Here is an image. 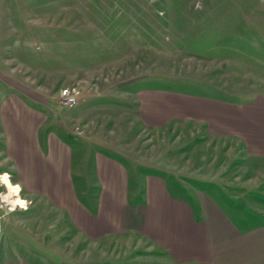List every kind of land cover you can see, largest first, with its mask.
Returning a JSON list of instances; mask_svg holds the SVG:
<instances>
[{
	"label": "rangeland",
	"instance_id": "374dc122",
	"mask_svg": "<svg viewBox=\"0 0 264 264\" xmlns=\"http://www.w3.org/2000/svg\"><path fill=\"white\" fill-rule=\"evenodd\" d=\"M263 21L264 0H0V112L4 101L18 95L49 113L51 121H62L76 145V138L90 136L96 119L79 122L78 112L111 110L114 121L96 143H85L84 152L94 147L107 151L106 142L119 141L124 155L118 157L130 169L131 184L135 165L139 173L162 174L186 189V196L205 183L225 189L244 185L246 193H253L257 173L241 165L236 151L231 155L232 139L211 136L182 101L192 103L201 91L241 99L248 90H258L252 71L242 67L251 65L241 59L246 38L237 34L259 24L264 29ZM67 86L78 91L71 109L59 100ZM24 88L42 97L46 108L25 98ZM142 93L150 96L147 102L155 111L149 125L139 114L126 116L139 111ZM82 125L89 128L82 132ZM1 127L0 115V264L18 262L17 257L31 264H88L89 256L91 264H103L102 248L82 244L66 216L50 205L36 202L23 189L15 201L28 199L26 208L11 210L2 202L6 186L1 174L9 172L16 181L5 163ZM86 164L88 172L91 163ZM122 239L117 252L125 254L130 239Z\"/></svg>",
	"mask_w": 264,
	"mask_h": 264
},
{
	"label": "crops",
	"instance_id": "0c3cea01",
	"mask_svg": "<svg viewBox=\"0 0 264 264\" xmlns=\"http://www.w3.org/2000/svg\"><path fill=\"white\" fill-rule=\"evenodd\" d=\"M261 28L259 24L256 29L237 34L246 38L242 39L241 59L251 65L243 63L242 67L252 71L251 82L260 85L258 90H248L241 99L224 96L218 90L201 91L192 103L182 101L184 110L192 111L194 119L205 123L211 136L232 139L228 149L233 151L232 156L235 151L240 155L241 165L248 171L257 173V191L250 189L253 193L248 194L244 185L225 189L220 183H205L188 190L186 196V189L173 186L162 174H142L135 165L131 184L130 169L119 158L124 155L119 141L106 142L103 147L107 151L94 147L84 152L85 143H96L102 129L114 121L111 110H98L92 115L85 109L78 112L79 122L89 117L96 119L90 128L82 125L81 131L89 128L90 136L76 138L75 153L76 145L70 140L73 137L64 128L67 126L58 119L51 121L49 113L34 108L18 95L12 101H4L0 112L5 163L13 179L27 196L65 215L71 224L68 226L80 236L82 244L92 250L102 248L103 254H98L103 264H264V29ZM22 95L44 107L47 104L25 88ZM147 96L140 95L139 111L133 109L134 114H126L135 118L139 114L145 125L155 116ZM134 122L137 124L138 119ZM87 161L91 163L90 169L85 168L88 172L83 169ZM80 193H88V200H83ZM123 236L130 239V250L125 254L117 252ZM112 249L115 252H106ZM89 258L88 264L94 262ZM13 260L18 262L8 260V264H31L26 258Z\"/></svg>",
	"mask_w": 264,
	"mask_h": 264
},
{
	"label": "built area",
	"instance_id": "2783aa9c",
	"mask_svg": "<svg viewBox=\"0 0 264 264\" xmlns=\"http://www.w3.org/2000/svg\"><path fill=\"white\" fill-rule=\"evenodd\" d=\"M59 100L62 106L70 109L74 108L78 103V91L73 87H63L59 92ZM78 134H81V132H78ZM1 178L6 186V191L1 194L2 202L11 210L26 208L29 204L28 199L24 198V202H15V194H22V187L20 184L11 181L9 172L2 173Z\"/></svg>",
	"mask_w": 264,
	"mask_h": 264
},
{
	"label": "bare ground",
	"instance_id": "6f19581e",
	"mask_svg": "<svg viewBox=\"0 0 264 264\" xmlns=\"http://www.w3.org/2000/svg\"><path fill=\"white\" fill-rule=\"evenodd\" d=\"M16 202V201H15Z\"/></svg>",
	"mask_w": 264,
	"mask_h": 264
}]
</instances>
